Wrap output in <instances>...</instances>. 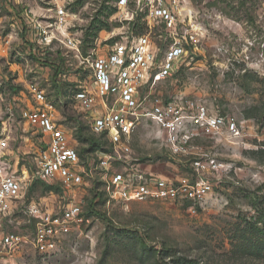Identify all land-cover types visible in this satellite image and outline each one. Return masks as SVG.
I'll use <instances>...</instances> for the list:
<instances>
[{"label":"rangeland","instance_id":"rangeland-1","mask_svg":"<svg viewBox=\"0 0 264 264\" xmlns=\"http://www.w3.org/2000/svg\"><path fill=\"white\" fill-rule=\"evenodd\" d=\"M118 2L0 0V126L9 137L13 167L28 184V199L53 209L83 200L86 216L79 228L60 239L54 253L27 247L0 264H264V0H126L121 7ZM159 2L176 14V29L170 32L148 15L145 24L139 18L133 33L147 34L160 52L171 40H179L186 51L173 77L144 88L146 107L157 109L182 97L233 115L242 127L241 140L211 137L196 142L230 163L231 171L201 203H106L93 198L89 185L62 187L36 178L42 134L21 118L29 83L48 94L77 148H88L96 136L75 106V92L88 87L90 79L57 39L62 36L54 25L57 8L68 12L67 31L80 39L83 54L129 34L126 18L134 8L145 13ZM31 18L48 27L49 40L34 38ZM9 107L13 115H8ZM130 144L138 159L162 176L188 173L186 159L168 152L150 119H141ZM10 219L11 230L19 229L17 222L20 229L25 225L22 214Z\"/></svg>","mask_w":264,"mask_h":264},{"label":"built area","instance_id":"built-area-1","mask_svg":"<svg viewBox=\"0 0 264 264\" xmlns=\"http://www.w3.org/2000/svg\"><path fill=\"white\" fill-rule=\"evenodd\" d=\"M125 1L119 0V7ZM136 15L146 23L145 16H154L165 24L166 30L176 29V14L162 2L151 5L145 13L134 8L127 21ZM67 21L68 12L58 7L54 25L62 36L56 38L83 65L90 79L88 87L80 86L75 92V106L103 144L84 151L77 148L48 94L37 83H29L28 103L21 110V118L42 134L44 147L35 159L36 178L62 187L89 185L106 203L206 200L232 166L196 142L211 137L238 142L243 136L241 125L233 115L196 99L171 98L159 108L150 109L143 94L146 86L176 74L185 59L183 43L171 40L161 53L147 34L130 31L105 44L102 50L92 47L82 54L80 39L68 33ZM30 24L33 36L50 39L48 27L38 19L31 18ZM184 29L193 39L191 32ZM8 115H13L12 107L8 108ZM143 118L156 124L170 154L186 159V175L162 176L138 159L130 142ZM27 188V182L13 167L9 137L1 125L0 262L11 261L27 247L50 255L63 236L85 221L83 200L53 209L28 199ZM17 213L24 216L25 225L20 229L17 222L19 229L11 230L7 221Z\"/></svg>","mask_w":264,"mask_h":264},{"label":"trees","instance_id":"trees-1","mask_svg":"<svg viewBox=\"0 0 264 264\" xmlns=\"http://www.w3.org/2000/svg\"><path fill=\"white\" fill-rule=\"evenodd\" d=\"M139 18H140V16L136 15L132 20L128 21V24L131 25V31L132 32H133V30H136V27L138 26V22L140 21ZM141 23L145 24L144 21H141ZM134 33H144V32H137L136 31ZM102 144H103L102 141L95 136V138H93V143L89 142L88 148H85V149L82 148L81 151L88 150V149H94L96 147H101ZM97 196H98V199H101V197L98 194H94L93 198L95 199ZM92 206H93V202H92V200H89L88 207L92 208Z\"/></svg>","mask_w":264,"mask_h":264}]
</instances>
